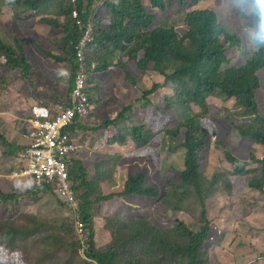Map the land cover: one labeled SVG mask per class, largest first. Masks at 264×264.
<instances>
[{
	"label": "trees",
	"instance_id": "trees-1",
	"mask_svg": "<svg viewBox=\"0 0 264 264\" xmlns=\"http://www.w3.org/2000/svg\"><path fill=\"white\" fill-rule=\"evenodd\" d=\"M1 1L11 6L17 17L33 10L36 16L46 15L41 19V23L63 30L53 50L54 54L60 56H54L52 51L47 53L54 58L56 64L64 63L70 68L71 80L70 87L67 89V94L70 96L65 106L71 103L75 78L81 65L77 56L78 46L89 24L94 23L90 34L91 39L84 47V67L87 70L86 91L92 103L99 104L103 100L109 104L115 99L118 105L123 104L115 119H105L91 130L95 134L97 145L90 144L91 150L89 151L96 156L104 154L102 149H97V146L104 145L103 133L105 131L109 134L106 141L111 142L108 144L130 145L131 151L133 146L147 143L151 138L148 129L155 130L153 127L155 124L158 127L157 117L167 115L174 102L187 107L198 118H188L178 128L166 132L178 137L179 133L184 130L185 163L183 162L180 168L182 183L171 184V189L166 194L167 198L175 202L173 207L168 204L177 215L175 226L168 229L159 228L154 226L145 215L131 216L128 217V221L119 220L117 227L110 225L112 229L109 234L114 236L115 243L103 247L95 239L93 229L95 211L92 206L99 200V196L104 198L103 190L102 194L97 192L103 187L96 180L89 181L87 178V169L84 161L80 159L82 152L78 138L81 133H74L76 128L89 131L90 129L83 126V120L69 129L71 143L78 146L77 153L71 155L67 161L70 178L74 182V190L78 199L74 212V228L77 231L76 222L79 220L85 223L88 231L86 240L77 233L79 238L75 242V250L81 252L85 246L87 249L83 253L85 259L94 264H209V251L205 249L215 232L214 222L217 219H215L216 213L210 212L208 201L212 199L213 193L222 192L226 187H228L227 191L230 189L226 194H233L231 188L233 171L238 176L234 182L233 194L236 205L231 212L234 219H231L228 214L224 215V218L228 221L239 219L242 229L253 228L258 232L262 229L243 219L242 211L245 210L248 215L250 211L246 209V204L240 203L241 213H239L237 202H241L240 197L245 191H258L261 197H258L256 201L264 197V159L258 160L254 155L249 156L253 167H260L259 174L255 169L252 173L251 169L247 168L250 163L238 160L231 152L226 151V160L233 165L234 169L227 173L222 165L213 166V170L209 171L211 176H206L204 175L205 168L200 161V154L212 131L206 127L209 123L206 119L209 112L208 98L214 94H222L236 101L240 116L250 119L244 124L236 122L235 128L238 135L252 141L258 147H264V113L261 112L255 93L260 86L258 74L264 71V23L260 30L251 37L255 51L243 63L234 66L231 65V58L227 53L230 47H237L240 44V38L234 33L230 24H221L215 11L208 8H197L186 14L187 30L181 36L173 26H153L155 15L147 7L163 11L167 2L171 0H108L104 5L100 4L101 0H77L75 3L72 0H0V7L4 6ZM191 1L193 3L197 0ZM242 2L252 4L264 21V0H242ZM76 9L79 18L73 16ZM94 13L95 18L92 19L91 15ZM61 18L64 20L61 21ZM78 19L81 20V24L78 23ZM108 25L110 28L107 30ZM20 41H15L14 45H10L0 38V67L10 70L20 69L25 86L26 83L32 86L31 89L26 87L27 90H33V94H36L38 85L34 81L37 78L31 73L33 66L26 52L29 43L25 39ZM117 52L121 54V57L114 65L112 60ZM245 53L248 55V52ZM123 57L125 61H121ZM128 62L134 69H130ZM112 71L123 72L125 77L131 81L130 94L132 97L120 87L111 89V78L107 75ZM42 79L47 80L48 78L41 73L38 80ZM102 80H104L103 87H101ZM148 82L151 84L147 85ZM168 85L170 86L164 88ZM162 88L164 90L160 91L161 98L163 97L161 103L155 105L146 100L147 106L141 107L142 109L151 107L150 117L146 114L141 115L138 117L140 122L135 121L134 118L128 119L127 113L134 114L133 105H136L132 103L133 101L138 103ZM118 94H128V96L123 99ZM165 94H173V96L168 97ZM31 98L37 100L35 95ZM49 98L51 97L48 96L44 101ZM47 105L46 107L51 110V117L57 116L59 109L55 112L50 103ZM95 111L91 112L89 116L91 119L96 118ZM126 119L130 120L131 126L122 130L117 129V123H123ZM30 125L27 134L33 128L31 123ZM210 127L213 128V124H210ZM215 132L216 130L212 135L217 136ZM86 138L88 139L89 136ZM0 141L3 146L16 151L27 148L13 146L1 133ZM107 160L108 158L97 160L95 166L100 171L104 170L108 173V169H105ZM98 163L100 166H97ZM251 173L255 176L249 177ZM28 181L33 184L35 190L34 181L32 179ZM42 189L57 194V186L54 183H45ZM128 190L144 197L157 195L155 190L144 185L142 174L129 175L123 192L119 193L121 192L119 191L117 195L119 197L127 195L130 193ZM0 196V206L3 204L2 201L8 203L17 197L15 194H1ZM57 196L61 203L72 207L59 194ZM184 201L190 204L187 209L182 207ZM196 205L201 208L200 215L197 214ZM251 206L253 214H259L264 210L257 202ZM8 221L10 220L0 221V264H28L22 252H17L12 248L17 239L20 240L21 237L25 238L30 233H36L39 227L37 225L29 231L20 230L11 226ZM241 236L244 237L243 234ZM226 238L230 239L228 235ZM236 239L238 240L237 237L232 240ZM240 240L242 241L241 238ZM59 242L57 240V243ZM61 248L55 252H59ZM153 256L155 257L149 258ZM260 256L264 258L263 251L260 252ZM51 257L53 260L57 256L51 255ZM89 262L87 263L90 264Z\"/></svg>",
	"mask_w": 264,
	"mask_h": 264
},
{
	"label": "rangeland",
	"instance_id": "rangeland-1",
	"mask_svg": "<svg viewBox=\"0 0 264 264\" xmlns=\"http://www.w3.org/2000/svg\"><path fill=\"white\" fill-rule=\"evenodd\" d=\"M1 3L3 2L1 1ZM147 7L155 15L153 26H173L181 36L187 30L185 16L188 12L197 8L214 10L219 22L221 24H230L234 33L240 38V44L237 47H230L227 53L228 57L231 58V65L234 66L243 63L255 51L251 37L260 30L264 23L255 7L252 4L243 3L242 0H197L193 3L191 0H171L167 2L163 11L152 9L150 6ZM245 52H248V55ZM125 60L124 57L121 58V61ZM128 65L130 69H134L129 62ZM3 72H5L3 76L6 81L0 80V83L2 82L0 94L6 97L0 102L1 110L5 114L0 115V120H2L0 133L8 140H11L9 142L13 146L29 148L33 141L30 139L26 141V137L29 138L30 135V133L27 134V131L31 127L30 120L34 116V107H48V105L43 101L34 104L38 100L31 98L35 94H33V90H27V88H32L31 84L26 83L25 86V81L21 80L20 77H23L21 70L20 74L8 69L3 70ZM31 73L34 74V70ZM258 75L260 86L255 93L257 94L256 99L261 112L264 113V71ZM0 76H2L1 73ZM120 79L123 82V78L121 77ZM34 82L38 85L39 93L43 91L46 94L49 93L47 80L42 79ZM125 82L128 83L130 80L125 78ZM150 84V82L147 83V85ZM161 90L164 89L156 91V93L151 94L138 103L133 101L132 103L137 107L133 105L132 112L134 114H126L128 119L134 118L135 121L140 122L139 116L146 114L147 117H150L151 107L147 109H142L141 107L147 106L146 100L155 105L161 103L163 101V97L161 98L160 94ZM39 95L45 96V94ZM118 95L122 96L123 99L128 96V94ZM129 95L132 97V94ZM165 95L168 97L173 96V94ZM68 96L70 95L68 94ZM65 104L55 102L54 105H51V108L57 112ZM208 105L209 112L206 120H209V123L206 127H209L212 131L207 137L206 145L200 154V161H202V165L205 168L204 175L211 176L209 171L213 170V166L222 165L227 173L234 169L233 165L226 160V151L231 152L235 158L241 161L248 160L249 156L253 155L258 160L262 156L264 157V147H258L252 141L238 135L235 128L236 122L244 124L250 119L240 116L239 106L234 99H229L222 94H214L208 98ZM120 107L121 104L118 105L115 99L109 104L101 100L99 104H96V111L94 112L96 118L91 119V117H88L83 119V126L88 127L90 131L80 129L82 135L79 133L78 138L80 151L82 152V154L79 153L80 159L84 161L83 163L87 169V178L89 181L96 180L103 187L97 192L102 194L103 190L104 198L99 196V200L92 205L95 211L94 235L102 247L115 243L114 236L109 234L112 229L110 225L113 224L117 227L119 220L128 221V217L131 216L145 215L154 226L159 228L168 229L175 226L177 215L169 207V205L173 207L175 202L173 199L167 198L166 194L171 189V184L182 183L180 168L182 163H185L183 150L184 130L179 133L178 137L166 132L178 128L188 118L198 119L187 107L174 102L171 104L167 115L157 117L158 127L155 124L153 126L155 130L148 129L151 133V139L148 144L133 148L134 151L131 153L130 145L108 144L111 142L106 141V137L109 134L105 131L103 133L105 138L103 140L104 145L101 146L99 144L97 146V149H102L104 154L96 156L89 151V149L91 150L90 144L97 145L95 134L91 130L96 127V124H101L105 119H115ZM19 111L21 115L18 113ZM126 120L123 123H118L117 129L122 130L130 127V120H127V122ZM210 124H213V128L210 127ZM215 130L217 136L212 135ZM87 136L91 137L87 139ZM143 149L144 156L136 155L137 152ZM248 149H250L249 152ZM20 152L3 146L0 141V195L15 194L17 196L8 201V203L2 201L0 221L10 220L8 222L11 226L20 230H33L37 225L39 229L36 233H30L29 236L21 237L20 240L17 239L12 249L17 252L21 251L28 264H88L87 262L89 261L83 256L84 252L75 250V242L79 237L74 228L75 211L73 208L61 203V200L53 191L34 190L33 184L28 181V177L14 176L16 172L24 170L27 164V162L20 160ZM126 153L129 154L126 155ZM107 158L105 169H108L109 174L104 170V172L100 171L95 166L97 160H106ZM97 166H100V163ZM248 169H251V172L255 169L257 174L260 172V167L254 168L250 165ZM101 172L102 174L100 175ZM252 173L249 177L255 176ZM136 174H142L144 185L155 190L157 195L144 197L128 190L129 194L119 197L117 192H123L128 176ZM99 175L100 178L98 179ZM227 188L222 192L213 193L212 199L208 201L209 210L211 213H216L215 219H217L214 222L215 232H213V236L205 249V251H209V264H264V258L260 256V252H264V210L259 213L262 215L251 213V205L256 202L264 208V197L256 201L258 197H261L258 191L243 192L240 197L241 202H237L238 212L241 213L240 203L246 204V209L250 211V214L248 215L243 210V219L248 220L251 225H256L262 229L259 232L253 228L242 229L239 219L228 221L224 218V215L228 214L231 219H234L231 212L236 205L234 195L226 194L230 191V189L227 191ZM189 206L190 204L185 201L182 203L184 209ZM195 209L197 214L200 215V206L196 205ZM251 225L249 224V226ZM227 235L230 239L226 238ZM85 236H88L87 230ZM235 237L238 240H232ZM57 240L60 242L57 243ZM60 247H62L60 251L55 252ZM135 250L137 251V248ZM51 255L57 257L52 260ZM126 255L129 256L128 254ZM155 256L149 258H154Z\"/></svg>",
	"mask_w": 264,
	"mask_h": 264
},
{
	"label": "built area",
	"instance_id": "built-area-1",
	"mask_svg": "<svg viewBox=\"0 0 264 264\" xmlns=\"http://www.w3.org/2000/svg\"><path fill=\"white\" fill-rule=\"evenodd\" d=\"M77 0H72L75 3ZM108 0H101L104 5ZM75 18H79L77 9L73 12ZM81 24V20L78 19ZM94 27L91 22L80 46H78L77 56L81 63L79 72L75 78V87L71 95V103L64 110H60L58 115L51 117V112L46 107H34V118L30 120L32 129L29 139L32 144L22 154V159L27 162L24 170L14 174L16 177H28L36 185V189H42L45 183H54L57 186V194L69 203L76 211L77 196L74 190V182L70 178L68 160L71 155L78 151V146L71 143L69 129L78 124L80 120L86 119L91 112L96 109L92 103L87 88V73L84 67V47L90 41ZM78 128H76L77 130ZM261 159H264L262 157ZM77 233L83 239L86 238L85 223L77 220ZM84 239V240H86ZM85 246L81 249L86 252Z\"/></svg>",
	"mask_w": 264,
	"mask_h": 264
},
{
	"label": "crops",
	"instance_id": "crops-1",
	"mask_svg": "<svg viewBox=\"0 0 264 264\" xmlns=\"http://www.w3.org/2000/svg\"><path fill=\"white\" fill-rule=\"evenodd\" d=\"M94 7L96 8V4L94 5ZM15 13L16 12L11 8V6L9 7L6 4H4V6L0 7V38L2 41L10 45H14L15 41L21 42L20 40L22 39L27 40L29 43V46L27 47L26 52L28 54L29 61L33 66L34 76L38 80L41 73H43L48 78L47 79V90L49 93L47 94H49V96L51 97L50 98L51 101L49 99L44 101L46 98H48L45 91L41 92V94H45L44 97L40 96L39 95L40 93L37 92L35 96L37 97L38 101L35 102L34 104H38L41 101L50 103L51 105H54L55 102H60L61 104L66 103L68 99L67 97L68 94L66 93H67L68 87H70V80H71V73L69 72L70 68L67 67L64 63L56 64V61L54 60V58L49 56L48 55L49 53H47L49 51H52V54L54 56L59 55V54H54L53 50L56 48V44H57L56 40L57 38H61L63 34V30L59 28L50 27L46 24L41 23V19L43 18V16L46 17V15L36 16L34 15L33 10L28 11V13L20 14L19 17H17ZM94 15L95 13L91 15L92 19L95 18ZM60 20L63 21L64 19L61 18ZM109 28H110V25L107 26V30ZM120 57H121V54L119 52L115 53L113 57L114 65L117 64ZM3 70H7V68L0 67V73L2 74V76H0V80L6 81L3 76L5 74ZM14 72H16L17 74H20V69H15ZM93 76H96V75H93ZM107 76L111 78V89H118V87H120L119 72L112 71ZM20 78L22 81H24L22 76ZM101 82H102L101 87H103L104 80H102ZM95 83L97 84V82ZM39 84L41 83L39 82ZM98 95L99 94H97V96ZM5 97H6L5 95L0 94V102H2V100ZM122 106L123 104H121V107ZM65 107L66 106L64 105L63 107H60L59 110ZM18 113L21 115L20 111ZM0 115H5L3 110H1V107H0ZM1 121L2 120H0V123H2ZM74 133L79 134L81 133V131L78 128L77 130L76 129L74 130ZM27 140H29L28 137H26V141ZM8 141H11V140H8ZM25 150L26 149H23L19 154L21 161H24L22 159V154ZM245 161H247L248 163H250L251 166H253V163L251 162L250 158H248V160H245ZM249 166L247 168H249ZM233 174H234V177H232L231 179L233 182L231 185V188L234 194V187H235L234 182H235V179L238 178V176L234 173V171H233Z\"/></svg>",
	"mask_w": 264,
	"mask_h": 264
},
{
	"label": "clouds",
	"instance_id": "clouds-1",
	"mask_svg": "<svg viewBox=\"0 0 264 264\" xmlns=\"http://www.w3.org/2000/svg\"><path fill=\"white\" fill-rule=\"evenodd\" d=\"M123 78V82L121 81V79L120 78ZM125 74L123 73V72H119V82H120V88H122V89H124L128 94H130L131 93V88H132V86H131V81L130 82H125ZM94 105L96 106V104L94 103ZM123 107V106H122ZM122 107H120L119 108V110H118V112L121 110V108ZM117 116V115H116ZM147 125V127H149L150 125L147 123L146 124ZM151 134V133H150ZM151 139V138H150ZM150 141V140H149ZM149 141L147 142V143H145V144H148L149 143ZM145 144H143V145H145ZM143 145H138V146H143ZM137 147V146H136ZM133 148H135L134 146H133ZM133 148H132V151H131V153H133ZM146 149V148H145ZM130 153V152H129ZM129 153H126V155H128ZM136 155H138V156H144V149L142 150V151H139V152H137L136 153ZM263 160V159H262Z\"/></svg>",
	"mask_w": 264,
	"mask_h": 264
}]
</instances>
